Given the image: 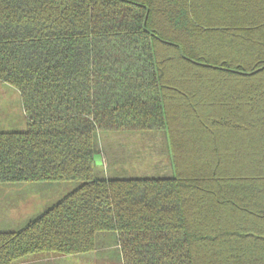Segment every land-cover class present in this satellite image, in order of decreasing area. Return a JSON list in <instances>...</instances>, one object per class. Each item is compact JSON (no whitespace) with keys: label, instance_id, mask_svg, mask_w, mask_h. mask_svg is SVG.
<instances>
[{"label":"trees","instance_id":"1","mask_svg":"<svg viewBox=\"0 0 264 264\" xmlns=\"http://www.w3.org/2000/svg\"><path fill=\"white\" fill-rule=\"evenodd\" d=\"M0 83L26 121L0 183H78L0 231V264L100 239L119 264H264V0H0ZM130 131L165 135L171 177L105 175L101 134Z\"/></svg>","mask_w":264,"mask_h":264},{"label":"rangeland","instance_id":"2","mask_svg":"<svg viewBox=\"0 0 264 264\" xmlns=\"http://www.w3.org/2000/svg\"><path fill=\"white\" fill-rule=\"evenodd\" d=\"M25 129L18 91L0 83V132ZM100 143L102 150L95 157V162L97 166L106 167L105 175L119 178H165L173 175L166 137L162 132H108L101 134ZM77 187L76 182L0 183V231L22 229L28 221ZM100 241L97 252L75 256L35 254L27 257V261L35 262L27 264H119L116 249H101Z\"/></svg>","mask_w":264,"mask_h":264},{"label":"crops","instance_id":"3","mask_svg":"<svg viewBox=\"0 0 264 264\" xmlns=\"http://www.w3.org/2000/svg\"><path fill=\"white\" fill-rule=\"evenodd\" d=\"M6 132H9V131H6ZM46 259H48V258H46ZM33 262H35V260L27 261V257H25V258L19 260L18 262H16L15 264H27V263H33Z\"/></svg>","mask_w":264,"mask_h":264}]
</instances>
